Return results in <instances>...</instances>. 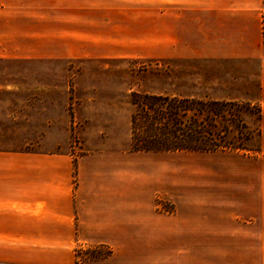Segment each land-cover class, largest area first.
<instances>
[{"label":"crops","instance_id":"1","mask_svg":"<svg viewBox=\"0 0 264 264\" xmlns=\"http://www.w3.org/2000/svg\"><path fill=\"white\" fill-rule=\"evenodd\" d=\"M263 9L264 0H0V93L67 96L66 74H9L21 65L198 61L234 66V81L257 95L226 101L262 109L254 155L0 150V264H76L79 244L111 249L85 264H264ZM159 195L175 213L157 210Z\"/></svg>","mask_w":264,"mask_h":264},{"label":"rangeland","instance_id":"2","mask_svg":"<svg viewBox=\"0 0 264 264\" xmlns=\"http://www.w3.org/2000/svg\"><path fill=\"white\" fill-rule=\"evenodd\" d=\"M261 24L264 38V9ZM6 66L0 64V72ZM18 71L20 76L30 72L36 78L66 74L68 92L66 97L51 92L30 100L25 94L0 93V150H17L31 143L36 151L68 152L74 157L98 150L131 152V116L136 111L131 103L133 92L196 98L203 103L257 95L254 86L234 81L236 69L228 63L83 59L46 67L21 65L9 69V74ZM242 120L256 126L249 112L243 113ZM226 121L222 123L231 125ZM258 141L255 133L248 144L256 148ZM256 151L238 153L254 155ZM223 152L233 151L216 153ZM159 199L169 200L157 196V210ZM73 252L76 264H85L109 257L111 249L79 244Z\"/></svg>","mask_w":264,"mask_h":264},{"label":"trees","instance_id":"3","mask_svg":"<svg viewBox=\"0 0 264 264\" xmlns=\"http://www.w3.org/2000/svg\"><path fill=\"white\" fill-rule=\"evenodd\" d=\"M131 103L136 107L131 116V152L259 150V145L248 144L255 133L261 135L262 109L251 102L203 103L196 98L133 92ZM244 112L254 115L255 127L242 120Z\"/></svg>","mask_w":264,"mask_h":264},{"label":"built area","instance_id":"4","mask_svg":"<svg viewBox=\"0 0 264 264\" xmlns=\"http://www.w3.org/2000/svg\"><path fill=\"white\" fill-rule=\"evenodd\" d=\"M158 210L164 214H173L176 211L175 204L170 200H161L158 201Z\"/></svg>","mask_w":264,"mask_h":264}]
</instances>
